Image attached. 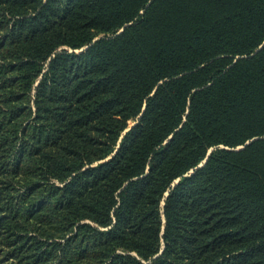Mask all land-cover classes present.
Wrapping results in <instances>:
<instances>
[{"label": "trees", "instance_id": "obj_1", "mask_svg": "<svg viewBox=\"0 0 264 264\" xmlns=\"http://www.w3.org/2000/svg\"><path fill=\"white\" fill-rule=\"evenodd\" d=\"M0 264H264V0H0Z\"/></svg>", "mask_w": 264, "mask_h": 264}, {"label": "water", "instance_id": "obj_2", "mask_svg": "<svg viewBox=\"0 0 264 264\" xmlns=\"http://www.w3.org/2000/svg\"><path fill=\"white\" fill-rule=\"evenodd\" d=\"M204 163V161L202 163H200L201 165Z\"/></svg>", "mask_w": 264, "mask_h": 264}]
</instances>
